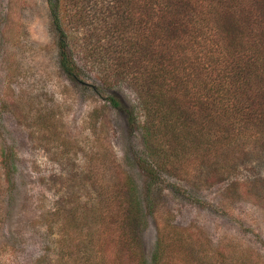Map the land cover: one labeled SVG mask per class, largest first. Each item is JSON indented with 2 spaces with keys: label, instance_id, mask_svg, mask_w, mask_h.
Returning <instances> with one entry per match:
<instances>
[{
  "label": "trees",
  "instance_id": "16d2710c",
  "mask_svg": "<svg viewBox=\"0 0 264 264\" xmlns=\"http://www.w3.org/2000/svg\"><path fill=\"white\" fill-rule=\"evenodd\" d=\"M46 2L60 70L77 82L82 62L97 68L107 105L139 129L153 180L159 173L188 185L229 177V200L264 202L261 174H242L245 160L264 153V0ZM118 86L137 111H125ZM119 194L116 218L103 230L83 224L75 234L61 223L59 244L77 243L70 264H123L125 255L135 264H264L233 244L227 255L205 248L192 227H159L149 255L141 233L156 203L126 174Z\"/></svg>",
  "mask_w": 264,
  "mask_h": 264
},
{
  "label": "rangeland",
  "instance_id": "374dc122",
  "mask_svg": "<svg viewBox=\"0 0 264 264\" xmlns=\"http://www.w3.org/2000/svg\"><path fill=\"white\" fill-rule=\"evenodd\" d=\"M80 71L73 82L60 70L46 0H0V264H70L77 243L59 244L61 223L75 234L83 224L97 232L113 223L125 174L156 203L141 233L149 255L159 227H192L205 248L227 255L233 244L264 259V202L229 200V177L153 180L138 127L107 105L95 66L82 62ZM114 91L125 111L135 109L124 87ZM242 168L264 180V153ZM123 264L135 262L125 255Z\"/></svg>",
  "mask_w": 264,
  "mask_h": 264
}]
</instances>
